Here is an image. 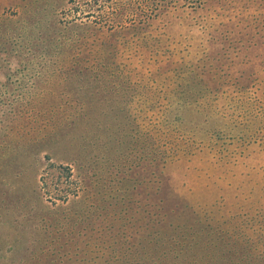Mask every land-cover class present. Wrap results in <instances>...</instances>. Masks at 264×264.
I'll use <instances>...</instances> for the list:
<instances>
[{
    "label": "rangeland",
    "instance_id": "obj_1",
    "mask_svg": "<svg viewBox=\"0 0 264 264\" xmlns=\"http://www.w3.org/2000/svg\"><path fill=\"white\" fill-rule=\"evenodd\" d=\"M198 1L0 0V264H264V0Z\"/></svg>",
    "mask_w": 264,
    "mask_h": 264
},
{
    "label": "trees",
    "instance_id": "obj_2",
    "mask_svg": "<svg viewBox=\"0 0 264 264\" xmlns=\"http://www.w3.org/2000/svg\"><path fill=\"white\" fill-rule=\"evenodd\" d=\"M166 1H168V3H170L172 0H166ZM197 1V3H198V5L201 3L200 1H198V0H196ZM121 11H122V3H119V5H118V7H117V13L118 14H120L121 13ZM103 14H104V11H103ZM57 169L58 170H64V171H66L68 174L70 173V169H69V167H62V166H57ZM157 260L159 259L158 257L156 258ZM208 261H215L216 262V264H218V260L213 256V257H209L208 259H206L204 262H208Z\"/></svg>",
    "mask_w": 264,
    "mask_h": 264
},
{
    "label": "bare ground",
    "instance_id": "obj_3",
    "mask_svg": "<svg viewBox=\"0 0 264 264\" xmlns=\"http://www.w3.org/2000/svg\"><path fill=\"white\" fill-rule=\"evenodd\" d=\"M73 23V22H72ZM60 93H62V92H60ZM19 121V120H18ZM9 138V137H8ZM23 142V141H22Z\"/></svg>",
    "mask_w": 264,
    "mask_h": 264
}]
</instances>
